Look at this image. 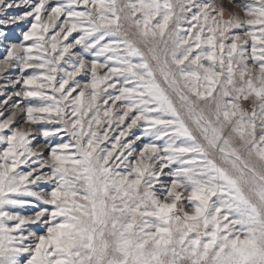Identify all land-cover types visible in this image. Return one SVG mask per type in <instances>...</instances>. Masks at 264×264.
Listing matches in <instances>:
<instances>
[{"label":"snow or ice","instance_id":"obj_1","mask_svg":"<svg viewBox=\"0 0 264 264\" xmlns=\"http://www.w3.org/2000/svg\"><path fill=\"white\" fill-rule=\"evenodd\" d=\"M95 6V0H0V264H93L95 229L89 219L97 222L101 189L106 193L117 184L135 189L144 183L147 169L140 160L133 169L135 180L129 179L130 172L117 182L111 169L102 167L116 152L131 155L143 137L133 132L141 117L127 114L134 109L117 115L122 96L105 95L115 85L99 74L106 67L99 60L103 52H93L96 46L88 42L94 33L89 9ZM229 6L240 8L245 19L236 13L235 19L218 21L225 13L211 3L193 16L212 25L206 40L201 30L196 47L206 44L212 61L218 48L223 64L225 53L246 61L244 45L250 42L251 58L264 72V0H225L224 7ZM22 7L27 11H14ZM24 24L17 41L16 27ZM242 28L246 31H238ZM38 138L43 142L37 143ZM110 140V148H104ZM155 150L146 145L139 156ZM162 175L154 177L156 182ZM180 187L171 182L164 200L149 192L134 210L145 218L140 228L145 239L138 247L151 242L155 250L136 264H159L161 254L171 256L170 264L185 259L191 264H264V233L236 232L232 226L245 221L230 219L240 211L235 205L224 202L210 209L214 190L193 188L185 197ZM182 199L193 210L184 213L183 231L174 244L170 226L174 220L180 223L175 213ZM194 232L196 238L189 239Z\"/></svg>","mask_w":264,"mask_h":264},{"label":"rangeland","instance_id":"obj_2","mask_svg":"<svg viewBox=\"0 0 264 264\" xmlns=\"http://www.w3.org/2000/svg\"><path fill=\"white\" fill-rule=\"evenodd\" d=\"M208 3L224 11L218 21L235 19L236 13L245 19L240 8L229 6L230 11L224 7L225 0H95L96 6L89 9L94 33L88 42L95 44L93 52H103L99 60L106 67L100 68L99 74L107 75L109 85H115L105 95L122 96L115 105L117 115L129 107L134 109L127 114L130 119L141 117L133 132L143 137L134 144L131 155L127 150L123 156L116 152L102 167L110 168L117 182L133 172L138 160L147 169L144 183L135 189L118 184L109 185L106 193L101 189L103 207L97 209L96 223L89 219L95 229L93 264H136L137 259L155 251L151 242L144 249L138 247L145 239L140 232L145 218L134 210L149 192L166 199L164 193L171 182L181 185L178 191L185 197L193 188L214 190L210 209L228 202L240 210L230 216L245 221L232 226L236 232L246 234L253 229L258 235L264 233V72L251 58L250 42L244 45L249 49L246 61L238 56L230 59L225 53L223 64L218 48L217 59L212 61L207 59L211 50L206 44L196 47L201 30L206 40L212 25L193 16ZM26 26L16 27L15 40ZM245 39L242 37V41ZM113 68L119 71L113 73ZM36 142L43 141L38 138ZM146 145L156 150L140 157ZM110 146L111 140L103 145ZM161 172L156 182L154 177ZM224 176L232 184L226 183ZM129 179H137L134 172ZM177 208L175 216L181 218L180 223L174 220L170 226L174 244L183 231L182 217L185 212L191 213L193 206L182 199ZM147 219L153 225L159 223ZM129 224L136 227L128 228ZM204 231L201 227L198 234L203 237ZM196 236L194 232L189 239ZM170 262V255L161 254L159 264ZM179 264L191 261L185 259Z\"/></svg>","mask_w":264,"mask_h":264}]
</instances>
